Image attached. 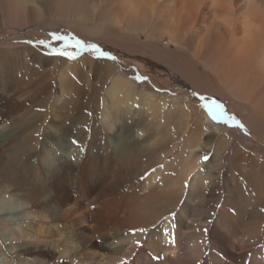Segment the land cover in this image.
<instances>
[{
	"label": "bare ground",
	"instance_id": "bare-ground-1",
	"mask_svg": "<svg viewBox=\"0 0 264 264\" xmlns=\"http://www.w3.org/2000/svg\"><path fill=\"white\" fill-rule=\"evenodd\" d=\"M38 17L47 24L76 26L92 37L110 30L142 47L174 46L190 84L240 103L248 126L264 131V0H0V27L33 24ZM31 55V61L59 70L58 91L48 77L40 78L36 85L45 100L31 103L46 113L17 126L0 125V213L19 206L26 221H0L5 237L0 261L7 254L10 259L34 254L38 264L48 256L62 258L55 264H119L134 251L136 264H155L161 253L171 264L179 261L188 219L185 191L189 188V200L203 193L216 167L198 169L199 152L206 146L189 137L168 163V130L152 121L150 101L144 99V106L135 102L133 83L96 64L100 81L110 83L100 100V92L80 84L75 63ZM136 104L139 114H132ZM93 106L99 110L100 131L90 141L86 119ZM143 109L149 111L146 119L140 118ZM198 118L206 131H223L204 114ZM201 252L202 246L192 242L189 255ZM228 256L231 264L239 263Z\"/></svg>",
	"mask_w": 264,
	"mask_h": 264
},
{
	"label": "rangeland",
	"instance_id": "rangeland-1",
	"mask_svg": "<svg viewBox=\"0 0 264 264\" xmlns=\"http://www.w3.org/2000/svg\"><path fill=\"white\" fill-rule=\"evenodd\" d=\"M47 23L45 18L38 17L33 24H6L0 27V63L4 70L3 74L0 72V110L5 112L0 116V125L13 123L17 126L27 117L39 115L40 112L46 113V108L35 109L31 103L45 100L41 91L43 89L40 90V85H36L40 78L48 77L49 83L58 91L59 70L55 71L42 62L37 64L34 59L31 61V54L35 53L43 60L56 59L75 63V68L82 75L80 84L90 91H96L97 94L100 92L98 95L100 100L105 98V90L109 89L110 83L100 81V77L95 73V67L96 64L107 65V68H111L129 83L134 84L133 96L136 103L144 106L145 99L154 105L151 109L156 120L152 121L163 122L165 129L168 130L166 139L170 148L167 155L168 163L172 164L175 157L180 154L185 139L193 137L194 142L198 141L203 147L206 146L199 152L198 169L204 170L207 164L216 165L215 169H212V176L204 181L203 193L189 200V188L185 191L182 205L186 206L188 219L184 217L186 224L183 225L182 232L185 235L179 241L180 259L174 264H231L229 254L237 257L238 264H264V131L248 126L244 107L230 98L229 100L222 98L190 84L180 69L179 56L182 54L177 53L176 48L166 42L142 47L135 39L128 36L120 37L110 30L100 38L92 37L76 26H66L56 21ZM56 35L66 39L56 40L53 38ZM77 40L86 44H96L101 51L109 53L115 59H97L90 53H82L75 61H69L53 55L54 50L63 48L65 44L73 45ZM39 41H44L47 47L41 45ZM68 50L74 51L72 48ZM69 75L73 78L74 72L71 71ZM22 95L24 96L20 97ZM183 98H186L185 102L182 101ZM213 100L223 106L225 115L235 117L244 126L243 130L235 127L234 122L226 125L213 121L207 109ZM17 104L22 107L16 109ZM137 107L136 104L132 114H139ZM143 110L140 118L146 119L149 111ZM215 111L219 114L218 109ZM98 113L99 110L93 106L89 110L88 120L86 119L90 123V141L98 139L100 131ZM200 114L208 118L211 126H219L223 131L219 133L212 129L206 131L199 121ZM9 115L13 117V121L8 118ZM71 126L74 127V124ZM152 136L156 140L157 136L154 134ZM156 145L154 143V147ZM21 211V207L18 206L7 213H0V221L24 225L26 221L21 218ZM171 216L175 219L174 213ZM190 219L193 220V224ZM3 238L5 239L1 234V242H4ZM191 241H197L202 246L199 257L189 255ZM140 248H145L149 255L153 256L145 246L141 245ZM7 250L6 247L5 251ZM134 254L135 251L124 257L119 264H136ZM160 255L155 259V264H171L164 260L163 253ZM6 257L0 264H7L8 260L9 264L39 263L34 254L13 256L11 259L7 254ZM49 258V256L46 258L45 264H55L62 260L57 256Z\"/></svg>",
	"mask_w": 264,
	"mask_h": 264
},
{
	"label": "snow or ice",
	"instance_id": "snow-or-ice-1",
	"mask_svg": "<svg viewBox=\"0 0 264 264\" xmlns=\"http://www.w3.org/2000/svg\"><path fill=\"white\" fill-rule=\"evenodd\" d=\"M53 38L60 41H64L66 39L65 37L59 35H56ZM39 43L47 47L44 41H39ZM69 48L74 49V51H69ZM82 53H90L97 59H115V57H112L109 53L101 51V49L96 44H86L80 40H77L73 45L65 44L63 48L54 50L53 55L63 57L69 61H75ZM97 53H99L98 56L96 55ZM207 109L208 114L211 116L213 121L218 123L222 122L226 125H229L230 122H234L235 127L243 130L244 126L239 121H237L235 117L231 115H225L223 106L217 103L215 100H213L211 104L207 106ZM217 109L219 110V114H217V111H215ZM205 159H207V157H205ZM185 187H187V184ZM130 231L136 233L143 232L144 229H131Z\"/></svg>",
	"mask_w": 264,
	"mask_h": 264
}]
</instances>
